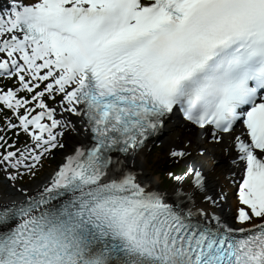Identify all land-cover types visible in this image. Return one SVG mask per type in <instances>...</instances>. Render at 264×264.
Returning <instances> with one entry per match:
<instances>
[{
    "label": "snow or ice",
    "instance_id": "1",
    "mask_svg": "<svg viewBox=\"0 0 264 264\" xmlns=\"http://www.w3.org/2000/svg\"><path fill=\"white\" fill-rule=\"evenodd\" d=\"M0 264H264V0H0Z\"/></svg>",
    "mask_w": 264,
    "mask_h": 264
},
{
    "label": "rangeland",
    "instance_id": "2",
    "mask_svg": "<svg viewBox=\"0 0 264 264\" xmlns=\"http://www.w3.org/2000/svg\"><path fill=\"white\" fill-rule=\"evenodd\" d=\"M181 143H182V141L180 142V145H182ZM155 145L161 146V149L156 150V151H158V152L160 151V153L162 152V154H164L166 156L168 155L169 147L164 146V144L162 142H161V144L156 143ZM154 153L151 152V150L148 151L147 158L143 162V165H145V168H146L150 178H152V179H154L155 177L159 178V181H160L159 186L162 188L167 187L169 185L170 181H169V179H166L165 176L162 175L163 171L161 169V164L158 160V154H154ZM178 165H180L184 169L186 167L187 163L185 161H182ZM25 180H27V178H25Z\"/></svg>",
    "mask_w": 264,
    "mask_h": 264
},
{
    "label": "bare ground",
    "instance_id": "3",
    "mask_svg": "<svg viewBox=\"0 0 264 264\" xmlns=\"http://www.w3.org/2000/svg\"><path fill=\"white\" fill-rule=\"evenodd\" d=\"M181 123H184V122H182L181 121ZM191 126L190 125H187L186 123H185V127L184 128H178L177 130H176V132H174V133H170V134H166L165 135V137H164V139H163V143L167 146V147H169L170 148V146H173V145H176L177 143V139H181V138H184V144L186 143V141H187V139L188 138H192V137H190V135H189V133L185 130V128H190ZM168 136V137H167ZM194 139V138H193ZM158 140H160V139H158ZM157 141V140H156ZM194 142H195V140H194ZM215 152H216V154L217 155H220V150H219V147H217L216 149H215ZM196 158L195 157H192V158H189V160L190 161H188L187 163L189 164V163H191L193 160H195ZM144 166V168H145V165H143ZM145 170H146V168H145ZM146 172H147V170H146ZM148 173V172H147ZM155 179H156V177L153 179L154 181H155ZM229 205H232L233 204V202H230L229 201V203H228ZM225 210H227L226 209V206H225Z\"/></svg>",
    "mask_w": 264,
    "mask_h": 264
}]
</instances>
